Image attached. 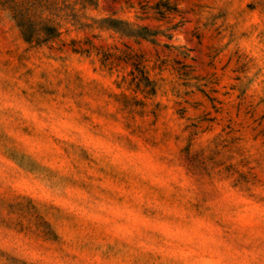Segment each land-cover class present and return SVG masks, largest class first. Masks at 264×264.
Masks as SVG:
<instances>
[{
  "label": "clouds",
  "instance_id": "clouds-1",
  "mask_svg": "<svg viewBox=\"0 0 264 264\" xmlns=\"http://www.w3.org/2000/svg\"><path fill=\"white\" fill-rule=\"evenodd\" d=\"M0 264H264V0H0Z\"/></svg>",
  "mask_w": 264,
  "mask_h": 264
}]
</instances>
